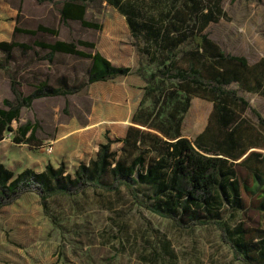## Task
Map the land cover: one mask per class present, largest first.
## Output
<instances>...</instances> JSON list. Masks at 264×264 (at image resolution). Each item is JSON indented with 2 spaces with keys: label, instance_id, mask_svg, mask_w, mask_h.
I'll use <instances>...</instances> for the list:
<instances>
[{
  "label": "rangeland",
  "instance_id": "obj_1",
  "mask_svg": "<svg viewBox=\"0 0 264 264\" xmlns=\"http://www.w3.org/2000/svg\"><path fill=\"white\" fill-rule=\"evenodd\" d=\"M62 1L0 0V41L15 39L32 43L34 39L52 42L57 38L82 37L95 40L101 52L115 64L134 69L140 65L146 75L156 69L148 56L136 55L125 16L107 0L88 3L85 17L101 24L98 31L77 23H63L58 14ZM126 1L133 0H122ZM137 1L142 2L144 18L159 19L175 13L171 19L182 17L191 25L199 16L197 33L207 36L225 56L244 57L249 65L259 64L264 58V0H197V7L191 5V0ZM209 16L212 20L205 23ZM39 24L58 29L59 36L41 32L34 36L23 32L14 35L16 25L36 29ZM177 35L178 32L173 36ZM123 47L130 49L120 50ZM191 48V42L185 41L176 47V52L182 54ZM43 52L36 47L26 52L14 49L9 60L0 52V107L4 100L16 102L12 81L16 92L23 95L31 93L38 81L44 79L53 87L65 84L78 89L65 96L35 99L30 106H23L20 119L11 123L12 128L30 122L37 128L35 139L30 144L16 143L15 132L5 131L0 138V161L16 174L26 168L41 172L47 164L54 168L63 164L65 173L73 175L80 163L87 164L96 156L106 134L115 138L120 133L124 125L121 117L132 104H127L130 97L120 94L117 88L132 77H120L88 88L82 85L86 61L56 55L48 62L41 59ZM189 60L186 54L178 59V66H186ZM173 83L166 81L164 85ZM136 89L134 99L141 93ZM150 99L144 91L143 100L148 104H142L143 108L152 106ZM249 107L257 109L264 118V104H249ZM210 110L211 104H190L183 115V134L194 136ZM237 110L243 114L242 118L256 121L248 107L238 106ZM118 146L112 144L113 148ZM237 171L248 176L242 167ZM139 198L150 204L144 193ZM222 221L230 230L238 224L257 227L260 214L247 204L245 210L227 211ZM254 263L264 264V260L256 257ZM0 264L242 263L233 258L214 225L179 228L172 220L139 205L122 186L117 192L87 189L75 196L51 197L45 206L36 194L26 193L2 207Z\"/></svg>",
  "mask_w": 264,
  "mask_h": 264
},
{
  "label": "trees",
  "instance_id": "obj_2",
  "mask_svg": "<svg viewBox=\"0 0 264 264\" xmlns=\"http://www.w3.org/2000/svg\"><path fill=\"white\" fill-rule=\"evenodd\" d=\"M191 1V5L197 7V0ZM107 2L125 16L133 45L138 48L139 56L146 55L155 64L154 71L146 75L140 65L135 69L113 65L98 51H92L94 41L82 39L71 42L59 38L52 42L34 39L32 43L2 40L0 52L9 60L14 49L26 52L36 47L47 50L41 59L48 62L53 61L55 53L86 59L88 66L82 85L117 76L139 75L146 83L144 91L152 98V106L143 108L145 100L142 99L132 121L157 133L130 126L123 138L111 139L106 134L105 142L98 145L96 156L87 164L80 163L73 175L65 173L63 164L56 168L47 164L41 172L26 168L15 174L0 161V209L26 193L36 194L45 206L51 197L75 196L87 189L117 192L123 186L139 205L172 220L179 228L214 225L233 258L242 264H256V257L263 261L264 155L251 152L236 162L241 142L235 133L242 121L237 108L248 104L226 103L229 94L235 97L234 91L227 88L232 83L264 94V69L257 71L260 67L249 65L244 57L225 56L217 50L207 36L197 33L199 16L188 25L182 17L171 19L175 13L159 19L144 18L142 2L137 0ZM88 3L89 0H63L58 11L60 20L63 23L77 21L84 28L101 30V24L85 17ZM209 19L212 20L209 16L205 23ZM19 32L59 36L58 29L42 24L36 29H22L16 25L14 35ZM177 32L178 35L173 36ZM185 41H190L192 48L182 54L176 52V47ZM77 46L88 51L79 50ZM179 54V58L186 54L190 57L184 67L178 66ZM166 81L174 83L166 86ZM11 87L16 102L4 100L0 107V138L5 131H14L13 141L26 144L34 141L37 128L30 122L12 128L11 123L20 119L21 108L30 106L35 99L65 96L78 89L65 84L53 87L45 79L39 80L27 95L16 92L13 81ZM193 96L212 100L214 104L208 125L191 141L182 137L180 130ZM251 111L264 125L260 113L253 108ZM117 142L122 145L111 149ZM238 167L244 168L248 176H241ZM143 193L150 204L139 198ZM247 204L260 214L259 225L238 224L230 230L222 221L224 214L245 210Z\"/></svg>",
  "mask_w": 264,
  "mask_h": 264
},
{
  "label": "crops",
  "instance_id": "obj_3",
  "mask_svg": "<svg viewBox=\"0 0 264 264\" xmlns=\"http://www.w3.org/2000/svg\"><path fill=\"white\" fill-rule=\"evenodd\" d=\"M60 6H61V3L58 7V11H59ZM58 14H59V12H58ZM67 23H77L80 25V23L77 21H67ZM90 30H93V29H90ZM128 31H129V29H128ZM129 33H130V31H129ZM77 39L94 41L95 42V49H93L92 51L93 52L98 51L102 56H104L106 59H108L113 65L129 66V65H124V64H115L111 58L107 57L105 54H103L101 52V50L97 47V42L95 40L82 38V37H75V38L61 39V40L66 41V42H71V41H76ZM131 40H132V42L134 41L132 36H131ZM77 49L82 50V51H88L82 46H77ZM124 49L129 51L130 48L129 47H126V48L123 47L120 50L124 51ZM135 52H136V55L139 57V54H138L136 48H135ZM46 54H47V50H45V52H43V55L41 57L45 56ZM56 55H65V56H69V57H74L73 55H70V54L55 53L53 58ZM75 58H77V57H75ZM79 59H81V58H79ZM43 60L47 61L46 59H43ZM81 60L86 61V62H84V67L82 69L83 76H85V72H86V69L88 66V60H86V59H81ZM261 61L264 62V58H262ZM256 65H258V67H260V69L258 68L257 71L264 69V63L263 64L259 63ZM129 67H131V66H129ZM120 77H125V78L132 77V80H130V81L128 80L127 82H122L123 83L122 86H119L117 88V90L120 94L126 93L130 97L127 104H132V105H130L128 112L121 117V122L124 123V125L120 128V133L115 138H111V139L123 138L126 134L127 129L130 126L137 127L140 129L150 130L152 132H156L155 130H151V129L146 128L144 125H142L138 122L132 121V117H133L134 113L138 109L139 104H141V102H142L144 87L146 85L144 80L139 75L130 74V75H124V76H117L116 78L111 79V80L96 81V82H93L91 84H88V88L95 85V84L106 83V82L113 81V80L120 78ZM134 77H137L138 82H136ZM251 81L253 82V80H251ZM262 83L264 84V78L262 79ZM136 88H138L141 91V93H140L139 98L134 99V96H135L136 90H137ZM228 89H231L234 91L235 97H232V95L229 94L228 95L229 102H227L226 104H248V106H246V108L248 107V109H250V110L252 107H249V104H264V94L260 93V90L244 89L243 87H239L236 83L230 84ZM144 104H148V103L145 102ZM190 104H211V110H210V113H209L205 123L202 124V127H200V129L196 132V134L194 136L190 137V136H186L183 134V120H184V118L182 120L181 130H180L181 136L186 137L187 139L193 141L195 139V137L198 134H200L202 131H204V129L208 125V122L210 119V114L212 112L214 102L212 100H209V99H204V98H200L197 96H193L190 99ZM253 109H254V107H253ZM255 110L257 112H259L257 109H255ZM238 113H239L242 121L237 126L238 131L235 133V136H237V135L239 136V141L241 142V146H240V148H238V151H240V152L237 153L238 159L236 160V162L240 161L241 159H243L244 157L249 155L251 152H258L261 155H264V125L259 123L257 117H256L255 122H251L247 118H242L243 114H241L240 112H238ZM100 143H103V141ZM113 144L119 145L117 148H113L111 145V149H113V150L118 149L122 145L121 142H117V143H113ZM6 167L9 170L13 171L9 166H6Z\"/></svg>",
  "mask_w": 264,
  "mask_h": 264
},
{
  "label": "built area",
  "instance_id": "obj_4",
  "mask_svg": "<svg viewBox=\"0 0 264 264\" xmlns=\"http://www.w3.org/2000/svg\"><path fill=\"white\" fill-rule=\"evenodd\" d=\"M51 150V147L49 148V151Z\"/></svg>",
  "mask_w": 264,
  "mask_h": 264
}]
</instances>
